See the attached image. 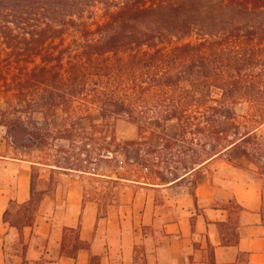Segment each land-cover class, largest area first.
Returning a JSON list of instances; mask_svg holds the SVG:
<instances>
[{
  "label": "trees",
  "instance_id": "obj_1",
  "mask_svg": "<svg viewBox=\"0 0 264 264\" xmlns=\"http://www.w3.org/2000/svg\"><path fill=\"white\" fill-rule=\"evenodd\" d=\"M263 56L264 0H0L6 92L47 114L96 106L103 119L125 115L141 133L153 120L160 128L177 119L180 133L209 132L229 143L183 175L158 168L152 181L119 174V182H180L251 134L230 139L222 117L230 105L263 98L264 72L255 71ZM140 144L127 140L124 148ZM35 184L32 174V200Z\"/></svg>",
  "mask_w": 264,
  "mask_h": 264
},
{
  "label": "crops",
  "instance_id": "obj_2",
  "mask_svg": "<svg viewBox=\"0 0 264 264\" xmlns=\"http://www.w3.org/2000/svg\"><path fill=\"white\" fill-rule=\"evenodd\" d=\"M260 163L231 147L186 175L193 188L134 181L108 204L72 175L27 209L35 163L0 154V264H264Z\"/></svg>",
  "mask_w": 264,
  "mask_h": 264
},
{
  "label": "rangeland",
  "instance_id": "obj_3",
  "mask_svg": "<svg viewBox=\"0 0 264 264\" xmlns=\"http://www.w3.org/2000/svg\"><path fill=\"white\" fill-rule=\"evenodd\" d=\"M255 67L257 73L264 72V56ZM260 89L264 95L263 83ZM254 113L258 116L254 117ZM262 113L264 96L255 105L247 101L230 105L226 116L222 117L230 139L251 132L235 147L247 151L250 159L259 164L264 157V139L255 128L259 126ZM169 138L171 148L166 145ZM127 140H140L142 144L128 146L126 150ZM227 144L209 132L180 133L177 119L165 122L160 128L153 120L141 133L139 124L125 115L103 119L96 106H89L73 116L61 109L47 114L38 107H31L25 96L0 87V154L36 164L32 168L35 196L28 207L36 208L45 193L53 195L59 188L65 190L72 175L84 181L87 199L108 204L119 198L128 184L140 185L116 181L119 174L152 181L153 169L161 168L166 176L174 178ZM198 173L199 170L192 172L181 183L193 188Z\"/></svg>",
  "mask_w": 264,
  "mask_h": 264
}]
</instances>
